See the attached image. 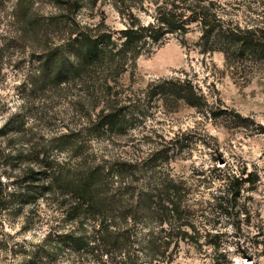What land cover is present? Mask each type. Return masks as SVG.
I'll return each mask as SVG.
<instances>
[{
    "label": "trees",
    "instance_id": "obj_1",
    "mask_svg": "<svg viewBox=\"0 0 264 264\" xmlns=\"http://www.w3.org/2000/svg\"><path fill=\"white\" fill-rule=\"evenodd\" d=\"M8 1L0 0V9L19 21L21 33L46 41L42 53L37 54L38 70L32 84L76 85L85 89V96L89 94L94 104L82 103L78 113L87 123L60 138V148L72 150V164H42L40 160V168L28 167L18 185L6 194L7 185L0 176V207L4 209H21L56 190L69 194L66 221L76 225L56 237L47 236L48 242L36 251L47 257L43 263L69 251L79 257L92 255L87 264H172L183 244L202 246V215L195 209V188L171 172L172 148L163 145L146 156L105 158L90 152L88 146L107 134L123 135L135 128L152 102L176 106L184 102L217 115L190 79L164 78L129 90L119 78L168 35L185 34L193 24L201 32L204 47L221 50L227 59L264 61V26L242 25L229 18L219 0H151L149 22H143L128 0H122L127 22L118 30L109 28L104 20L92 28L79 26L75 20L84 0H51L56 10L46 13L38 10L39 0H15L10 5ZM57 35L62 41L48 45ZM217 170L218 186L212 194L217 208L237 217L245 214L251 221L253 209L247 200L252 196L246 197L245 192L257 190L260 171L230 163ZM237 223L240 230L241 223ZM256 225L258 232L246 235L240 245L249 264L264 262V219ZM40 260L33 257L23 264H42Z\"/></svg>",
    "mask_w": 264,
    "mask_h": 264
},
{
    "label": "rangeland",
    "instance_id": "obj_2",
    "mask_svg": "<svg viewBox=\"0 0 264 264\" xmlns=\"http://www.w3.org/2000/svg\"><path fill=\"white\" fill-rule=\"evenodd\" d=\"M14 1H8L9 5ZM121 1L84 0L75 21L79 26L92 28L104 20L109 28L122 29L127 22V11ZM150 1L126 3L143 22H149L153 14ZM219 2L225 7V14L240 24L264 26V0ZM37 7L44 13L56 10L51 0H39ZM4 12L0 9V176L7 185L6 194L18 185L28 167L40 168V160L42 164L47 161L72 164V150L60 148V138L87 123L86 117L78 113L82 103L94 104L89 94L85 96V89L76 85L32 84L38 70L37 56L46 41L40 36L28 37L21 33L19 21ZM61 41L57 35L48 45ZM202 42L196 24L185 34H170L150 53L142 54L136 65L121 75L119 82L126 89L138 90L164 78L190 79L207 97L211 108L218 111L217 115L184 102L177 106L166 101L152 102L148 104L146 117L135 128L123 135L97 138L88 150L98 157L123 158L146 156L163 145L172 148L171 172L193 183L195 209L202 215L203 233L202 246L183 244L172 264L229 261L249 264L242 257L240 245L246 235L254 236L258 232L256 224L264 219V61L227 59L224 52L204 47ZM33 49L37 50L36 54ZM259 126H262L261 132ZM226 163L260 171L257 190L245 192L246 197L252 196L247 200L253 209L251 221L245 214L237 217L222 213L212 199L218 186L217 167H224ZM68 196L56 190L21 209L0 207V264H23L33 257L45 264V254L39 255L36 251L48 242L47 236L56 237L76 225L66 221ZM237 222L241 223L240 230ZM91 258L90 254L79 257L66 251L48 264H87Z\"/></svg>",
    "mask_w": 264,
    "mask_h": 264
}]
</instances>
